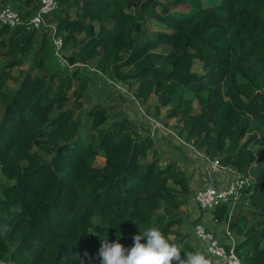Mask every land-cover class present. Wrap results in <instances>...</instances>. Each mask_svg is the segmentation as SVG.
I'll use <instances>...</instances> for the list:
<instances>
[{"label":"trees","instance_id":"obj_1","mask_svg":"<svg viewBox=\"0 0 264 264\" xmlns=\"http://www.w3.org/2000/svg\"><path fill=\"white\" fill-rule=\"evenodd\" d=\"M20 7L28 19L38 2L23 0ZM47 17L63 46L79 45L69 63L92 62L127 90L135 85V100L155 95L153 117L169 107L167 118L182 123L175 137L249 174L251 206L264 216V0H59ZM148 20L161 29L146 33ZM46 32L30 69L43 74L28 72L5 91L8 71L23 63L41 31L0 24V49L12 58L0 76V168L11 182L0 183V264H100L101 239L128 248L133 235L150 227L176 243L182 259L197 252L173 230L190 193L184 170L174 161L148 160L152 139L139 136L133 122L104 126L106 107L76 117L65 90L72 77L83 90L88 77L75 70L53 88L62 77L45 67ZM195 61L203 74L193 70ZM195 101L199 110L190 113ZM96 156L105 158L103 166H94ZM229 205L211 210L217 222L227 221ZM245 220H230L229 228L243 235ZM234 251L243 264H264V218Z\"/></svg>","mask_w":264,"mask_h":264},{"label":"rangeland","instance_id":"obj_2","mask_svg":"<svg viewBox=\"0 0 264 264\" xmlns=\"http://www.w3.org/2000/svg\"><path fill=\"white\" fill-rule=\"evenodd\" d=\"M216 0H204L205 4H210L211 2H215ZM7 6L13 7L15 10L18 11L20 16L23 20H26L25 18L28 16L27 11L19 8L20 5L15 4H8ZM147 31L146 33H153L155 31H159L161 27H159L158 24L147 21ZM41 31L40 35H37V41H35V44L33 47L26 53V57L24 58V61L22 64L17 65L13 68H11L8 71L9 79L5 82L4 89L5 91H11L13 92L20 80L28 73L30 72L31 75H42L43 71L38 70V68H32L33 64V58L34 56H37L38 48H39V40L42 37V33L46 32L47 39L45 42V46L42 49V53L48 52V57L45 58V67H52V70H57L60 72V77L53 81V88L60 84L62 81H64L66 78V74H72L73 72L78 71L80 74H83L88 77L86 80V86L83 90H80L78 88L80 80L78 78L72 77L70 79L71 86L69 89L65 90L66 95L68 96V99L66 100L65 104L73 105L74 103V112L75 116H79L82 119H85V112L87 110H90L95 105L103 106L107 108V114H106V121L104 123V126H108V124H111L115 121H122L124 119H127L128 121L133 122L135 130L138 131L139 136L145 137L148 136L150 139H152V147L148 149L147 153V159L151 160L155 158V154H157V148L159 150V153H162V149H164V145L166 141H170L173 134H177L181 130L182 123L178 121L177 118H167V113L169 112V107H160V110L158 113V118L153 117V114L155 113L154 104L157 100L155 95H151L149 99L146 102H143L140 99H133L131 97L132 91L135 89V85H132L131 88H129L127 91L126 85L124 82L116 79L111 78L107 74L103 75L99 70H97L94 66V63L92 62H76L74 65L69 63L67 60V56L72 53L73 50H75L77 47H79L78 44L72 45V43L67 44L66 46H63L58 50V57L55 54V48L51 41V36L49 33L48 27H42L35 30ZM4 48L0 49V76L5 73L4 68L7 65V62L11 60L12 58L4 56L2 53L4 52ZM159 52H166L167 46H161L160 49H158ZM17 56V55H16ZM41 57V56H40ZM193 70L197 71L199 74H203L201 69V64L199 61H195L193 65ZM64 79V80H63ZM80 103V107H76V105ZM1 109V105H0ZM199 110L198 104L195 101L193 105L191 106L190 113H195ZM131 114V115H130ZM155 118V119H154ZM157 121V122H156ZM85 122V120L83 121ZM166 124V127L164 126ZM153 126V130L151 128ZM169 131V132H168ZM164 134V135H163ZM171 135V136H170ZM175 140L178 141V139L173 136ZM180 142L183 143L181 139H179ZM184 146V144H181ZM188 146V145H187ZM252 148H256V145H253V143L250 145ZM152 150H155L156 152L153 153ZM162 156V155H161ZM160 158L162 159V157ZM159 158L160 163H162V160ZM164 162V159H163ZM105 163V158L102 156H96L94 161V166L101 167ZM0 183L9 184L11 182L7 181L2 173L0 168ZM246 191V192H245ZM251 189L244 190L245 196H243L238 204H236L234 207L229 205L230 211H229V218L226 222L234 218L233 216L237 214V212L242 211V214L249 215V212L245 207L251 205V196L253 195ZM247 202V203H246ZM245 208V209H244ZM202 212L203 215H209L211 214L210 210H200V208L197 207V212ZM261 211V210H260ZM254 213L257 214V217L262 216V212L260 213L259 210H254ZM238 216V215H237ZM252 219V217L250 218ZM220 223V225H217L219 230H221L223 238L228 237L226 234L227 226L229 225V222L226 224ZM224 224V225H223ZM207 228L212 231V229L207 226ZM213 232V231H212ZM214 234V233H213ZM215 235V234H214ZM219 240V239H218ZM220 241V240H219ZM221 242V241H220ZM222 243V242H221Z\"/></svg>","mask_w":264,"mask_h":264},{"label":"crops","instance_id":"obj_3","mask_svg":"<svg viewBox=\"0 0 264 264\" xmlns=\"http://www.w3.org/2000/svg\"><path fill=\"white\" fill-rule=\"evenodd\" d=\"M23 0H0V7L8 5V4H15V5H21ZM46 22L48 24L49 33L51 36V26H55L53 22L49 20L47 17ZM51 28V29H50ZM58 34V33H57ZM59 35V34H58ZM60 36V35H59ZM56 54V53H55ZM59 54H56L58 57ZM131 115V114H130ZM155 119V118H154ZM157 122V121H156ZM166 127V126H165ZM152 130L154 129L153 126H151ZM169 132V131H168ZM164 135V134H163ZM176 135V134H175ZM173 134V136H175ZM171 136V135H170ZM170 139V141H166L164 145V149H162V153H159V150L157 148V154H155L156 158L159 160L160 156L162 157V163L161 165H165L166 163L170 161H174L178 164L179 167H181L184 170L185 176L189 178V187H190V193L186 196L185 201L183 205L181 206V216H182V223L175 225L173 227V230H175L177 233L186 234L187 241L194 246L198 251L200 250V242L195 238L193 234V220L199 219L198 222L204 223L206 226H209L215 236L224 244L228 246H234L235 243L240 241L246 231L249 229V227L254 224L258 219L264 218V216L253 218V213L256 207L254 206H247L245 207L249 212V215L242 214V211L237 212L231 219V221L239 218L244 217L246 220L244 221L245 228H244V234L243 235H236L234 233V230L229 228V225L227 226L226 234L228 237L223 238L221 230H219L217 225H220L219 222L216 221L214 218L213 213L209 215H203L202 212H197V204L194 200V194L197 190H200L207 185H215L218 187H225L228 185L232 178V173L229 169H220L218 167H213L210 164V159H208L201 151H194L190 147H188L186 144L180 142L178 137ZM180 143V144H179ZM181 144H184L181 145ZM153 153H155V150H152ZM164 159V162H163ZM244 194L243 196H245ZM240 196L239 200L243 197ZM238 200V202H239ZM237 202V204H238ZM247 203V202H246ZM244 208V209H245ZM257 210V209H256ZM261 213V211L259 210ZM238 215V216H237ZM252 217V219H250ZM230 221V220H229ZM228 221V222H229ZM226 222V224L228 223ZM224 225V224H223ZM175 234L170 235V238H174Z\"/></svg>","mask_w":264,"mask_h":264},{"label":"built area","instance_id":"obj_4","mask_svg":"<svg viewBox=\"0 0 264 264\" xmlns=\"http://www.w3.org/2000/svg\"><path fill=\"white\" fill-rule=\"evenodd\" d=\"M37 2V10L26 20H23L18 11L13 7L7 5L0 7V24L6 25L12 29L23 26L25 30L28 31L48 27L46 16L59 8V0H37ZM51 27V41L56 49L55 53L58 54V50L63 45V39L57 34L56 27ZM131 97L134 99L133 95H131ZM183 143L191 146L184 141ZM209 161L213 167L229 169L220 166L216 160ZM230 171L232 173V178L227 186L218 187L215 185H207L195 192L194 200L200 210L211 211L222 203L230 204L234 207L244 190L252 186V179L249 174L242 175L234 169ZM193 234L200 242L201 247L198 252L205 256L208 260V264H243L234 251V246L221 243L204 223H194Z\"/></svg>","mask_w":264,"mask_h":264},{"label":"clouds","instance_id":"obj_5","mask_svg":"<svg viewBox=\"0 0 264 264\" xmlns=\"http://www.w3.org/2000/svg\"><path fill=\"white\" fill-rule=\"evenodd\" d=\"M142 238L146 239L145 243L141 242ZM132 239L133 244L128 248L118 239L112 242L101 239L98 252L100 264H172L173 260L178 264H208L205 256L198 251L184 252L185 258L182 259L181 248L176 243H170L155 227L140 231Z\"/></svg>","mask_w":264,"mask_h":264}]
</instances>
